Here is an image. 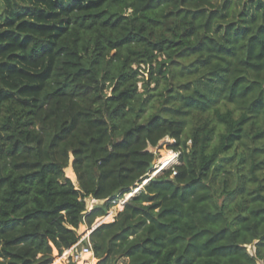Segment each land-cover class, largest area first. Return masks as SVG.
I'll list each match as a JSON object with an SVG mask.
<instances>
[{"label": "trees", "instance_id": "16d2710c", "mask_svg": "<svg viewBox=\"0 0 264 264\" xmlns=\"http://www.w3.org/2000/svg\"><path fill=\"white\" fill-rule=\"evenodd\" d=\"M21 1L39 16L0 45L19 48L0 63V264H52L149 177L167 135L177 173L92 231L94 264H264V0ZM236 158L237 212L215 187Z\"/></svg>", "mask_w": 264, "mask_h": 264}, {"label": "rangeland", "instance_id": "374dc122", "mask_svg": "<svg viewBox=\"0 0 264 264\" xmlns=\"http://www.w3.org/2000/svg\"><path fill=\"white\" fill-rule=\"evenodd\" d=\"M23 3L21 0H17V2ZM35 4L33 2H30L27 0L26 2ZM38 7L44 8L43 5L35 4ZM15 0H0V45L4 46L9 40H12L13 35L17 32H20L21 34H26L28 32H31V29L34 25H31L30 22L38 21L37 16L38 14V8L34 9L32 13H23V14H17L15 12ZM54 18L56 17H49L47 22L55 23ZM23 23V24H22ZM21 24V25H20ZM12 34V35H11ZM19 48L16 45H9L3 53L0 54V63L3 61L10 62L14 61L16 58H14V52H16ZM136 67V65H135ZM147 74V73H146ZM144 82H139V91L142 92L144 90L143 87ZM3 82L0 81V86H3ZM156 86V83H151L150 87L154 88ZM161 87V86H160ZM106 92L109 94L111 93V88L107 89ZM148 95V94H146ZM154 108H149L146 111V114L153 112ZM168 148L166 145H163L161 149H158L159 159H157V162L160 161V157H162L163 152L168 151ZM73 158L70 160V164L66 167V174L68 177H70L73 181L77 180V176L75 174V171L72 166ZM156 161V159H155ZM227 169L229 172H222L219 176V178L216 180L215 187L217 189V195L219 196V201L225 202L226 204H230L233 206L235 212L238 211L237 204L241 202V198H235L231 199L229 196H227L224 191L226 190H236L242 183L245 182V178H243V174H247V171L245 168H240L239 161L236 159L231 160L230 163L227 165ZM77 187H79L78 183H75ZM92 198V197H91ZM88 205L91 202V199H87ZM103 200L97 202L96 204H103ZM125 196L120 198L118 203L113 206L111 209L107 211V213L103 216L98 217L95 222L93 223L94 226L99 224L101 221V218L106 216L109 212L110 215H114L111 220L105 221V222H112L116 219V216L124 209L125 206ZM248 248L250 252L253 254L255 251L254 243L249 244ZM67 251V250H66ZM66 251H64L62 254L59 253L58 250L54 251V261L52 264H84L83 260H79L76 257L70 256ZM66 252V253H65ZM68 254V255H67ZM91 258L88 259L90 261ZM129 259L125 256L118 257L115 264H128ZM95 262H97V259L95 257ZM97 264V263H95ZM256 264H263V261L261 259H258Z\"/></svg>", "mask_w": 264, "mask_h": 264}, {"label": "built area", "instance_id": "2783aa9c", "mask_svg": "<svg viewBox=\"0 0 264 264\" xmlns=\"http://www.w3.org/2000/svg\"><path fill=\"white\" fill-rule=\"evenodd\" d=\"M175 142V139L170 137L169 135L165 136L163 139L160 140L159 144L156 146L149 145L148 150L153 152L156 155V161H154V166L150 170L149 177L152 178L156 176L162 169L166 167H170L173 170V173L176 174L177 170L175 168V165L179 163V156L180 152L179 150H176L172 147H170L171 144ZM163 145H166L168 148L167 150L172 152L171 161L168 164L162 163L161 159L164 156V152L162 154V157H160V161L157 162V159H159L158 149L160 150ZM146 181V179H145ZM140 189L139 185L136 187L132 192L127 193L125 195V202L128 201L136 192H138ZM101 200L96 199L94 197L91 198V202L88 205V210L90 211L93 206ZM92 225L89 226L86 223L81 224L77 229V233L79 235L78 241L68 249L70 252L69 255L78 258L79 260H85L88 264H93L92 261L95 259V253L93 250V244L91 241V233L92 231L98 226ZM88 256V257H87ZM91 258L90 261L88 259Z\"/></svg>", "mask_w": 264, "mask_h": 264}, {"label": "bare ground", "instance_id": "6f19581e", "mask_svg": "<svg viewBox=\"0 0 264 264\" xmlns=\"http://www.w3.org/2000/svg\"><path fill=\"white\" fill-rule=\"evenodd\" d=\"M171 157H172V152L170 151H165L164 152V156L163 158L161 159L162 163L164 164H168L170 161H171ZM114 215H110V212L102 219V221H108V220H111L113 218ZM88 257V256H87ZM92 263L94 264V259L92 261Z\"/></svg>", "mask_w": 264, "mask_h": 264}, {"label": "water", "instance_id": "95a60500", "mask_svg": "<svg viewBox=\"0 0 264 264\" xmlns=\"http://www.w3.org/2000/svg\"><path fill=\"white\" fill-rule=\"evenodd\" d=\"M153 166H154V162L151 163L150 170L153 168ZM150 179H151L150 177L146 178V181L144 180L143 183L139 184V187L142 188L143 185L146 184ZM102 223H104V221H100L99 225L102 224Z\"/></svg>", "mask_w": 264, "mask_h": 264}, {"label": "crops", "instance_id": "0c3cea01", "mask_svg": "<svg viewBox=\"0 0 264 264\" xmlns=\"http://www.w3.org/2000/svg\"><path fill=\"white\" fill-rule=\"evenodd\" d=\"M66 252H67L68 254L70 253L68 250H67ZM68 254H67V255H68Z\"/></svg>", "mask_w": 264, "mask_h": 264}]
</instances>
